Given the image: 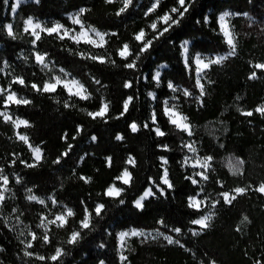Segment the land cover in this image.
<instances>
[{"label":"snow or ice","instance_id":"1","mask_svg":"<svg viewBox=\"0 0 264 264\" xmlns=\"http://www.w3.org/2000/svg\"><path fill=\"white\" fill-rule=\"evenodd\" d=\"M103 2L113 5L115 0ZM32 3L40 6L41 0H32ZM197 3L199 0H171V4L166 6L164 0H147L146 4H140L138 0H120L112 12L93 20L88 14L93 11L95 4L82 0L73 11L65 13L70 26L61 19L42 23L33 14H26V18H21L20 27L28 36L32 49L31 56H25L24 61L31 59L33 66L47 70L49 75L42 82H38L35 79L26 81L23 75L12 74L7 85L0 86V118L16 130V141L25 146L21 152L27 153V156H23L20 152L13 151L4 163H0V221L2 227L12 233L20 230L16 237L17 250L11 259L2 255L7 249L0 244V264H70V261L71 264H85L83 260L76 261L73 258V250L81 246L86 237L97 231L101 237L112 235L110 229L115 226L106 221L110 211L128 209L136 215H143L152 203L160 206L157 216L153 217L155 224L160 227L151 230L130 227L115 231V238L119 241L116 250L119 264H131V258L125 255L126 238L130 237L142 238L141 244L149 239L162 238L168 245H176L182 249L190 257V264H222L215 253L189 247L192 244L191 237L203 238L208 235L209 229L214 226L218 208L234 207L239 197H247L253 192L264 198V179L229 186L228 180L222 178L214 167L215 150L225 149L230 131L226 121L218 119L216 122L215 131L221 135L209 133L214 136V143H206L199 134V124H193L191 110L195 108L198 112L207 107L209 89L216 84V81L210 78L213 66L222 65L229 57L238 56V34L234 29L230 30L227 17L241 15L239 12L220 10L218 17L214 11L196 16L195 25L207 26L213 33L220 35L227 50L222 55L210 54L207 58L202 51H195L193 55L189 40L183 36L193 35L192 49H195L197 41L194 34L178 33L177 29L183 25ZM248 3L252 4V0H248ZM0 5L5 10L10 9L11 13L9 19L8 12L5 11V19L0 20V31L15 39L14 21L21 0H0ZM141 15L143 26H138L128 38L118 41V46L112 52H107V38L120 35L119 24L132 16ZM242 15L249 17V12L245 11ZM250 21L256 25L253 18L250 17ZM213 24L217 26L212 27ZM257 26L264 31V20L259 21ZM42 34L54 37L62 43L71 41L77 47L85 45L96 49L95 53H75L87 69L86 72L84 69L80 70L84 72L83 79L67 71L62 65L57 67L50 59L49 51L39 48L38 42L41 41ZM244 35L250 33L245 32ZM157 47L178 52L185 70L190 71L194 67V79H178L172 76L165 80L160 71L152 72L151 65L146 61ZM67 51L72 52L73 49L70 47ZM8 63L5 59L4 64ZM247 63L250 66L247 80H256L257 70L264 73V59H250ZM95 65L114 71L99 69L97 75L93 72ZM117 75L121 77V95L110 99L105 92L110 87V78ZM142 82L145 87L161 89L160 94L155 90H148L146 97L151 98V103L149 104L147 99L143 101L148 105L145 109L146 115L143 119H129L134 110L139 111L134 101L142 95ZM13 84L24 87L30 85L33 93L47 95L55 100L57 105H61L63 110H74L81 102L91 104V107H80L79 111L90 118L94 126L90 127L83 120H73L71 124L64 123L61 125L62 131L58 133V142L62 144L54 152L50 151L44 138L37 137L36 141H33L28 133L19 130L21 126L34 127V122L21 115H14L10 107L30 106L33 100L18 96ZM58 90L64 93L63 99L57 95ZM168 91L172 95H168ZM240 100L241 96L236 95L235 111L241 118H245L249 125L253 124L251 118L255 116L264 121V99L247 107L241 105ZM185 104L188 105V111L184 110ZM223 111L227 112L228 108L225 107ZM122 118L125 127L118 130L111 122ZM161 120L164 121L163 125ZM169 127L174 135L166 131ZM69 128L72 129L71 135ZM145 131L151 138L149 156L153 158L152 168L145 173L137 188L135 171L140 165L137 156L133 154L136 149L127 145V139L129 135L139 137ZM116 148L126 153V157H121L122 166L100 186L99 191H95L91 188L95 174L78 172L77 165L99 159L102 167L112 169ZM77 149L80 151L77 152ZM98 152L102 154V158L98 157ZM173 164L180 170L181 179L184 181L181 185H177L172 179ZM245 165L246 160L242 156L227 161L229 172L237 177L245 174ZM21 167V171L15 170ZM65 170L70 177L75 176L83 185L89 186L87 194L79 197L76 204L65 202L66 187L57 178V173ZM44 173H47L45 179H31L37 174L43 176ZM209 184L213 186L211 189ZM13 187L23 189L24 200L40 206L34 222L26 225L21 219L25 216V209L15 203L9 204V199L15 200L17 196L12 190ZM42 190L44 194L38 195ZM178 196L182 198V203L188 210L187 222H169L163 211V205H171ZM4 209H8L7 214ZM101 221H105L108 226L101 227ZM251 223L249 215H242V219L234 224L235 233L243 237L245 232L242 226ZM161 227L165 230L162 231ZM56 229L65 231L62 244L54 243L51 236ZM257 236L260 237L261 248L250 250L246 245L242 254L244 257L251 255V264H264V235L257 233ZM106 246L103 239L97 244L98 249ZM94 264H109V260L106 255H100L94 260Z\"/></svg>","mask_w":264,"mask_h":264},{"label":"trees","instance_id":"2","mask_svg":"<svg viewBox=\"0 0 264 264\" xmlns=\"http://www.w3.org/2000/svg\"><path fill=\"white\" fill-rule=\"evenodd\" d=\"M81 2L82 0H41L40 6H35L32 0L21 2L14 21L16 38L7 37L6 32L0 31V86H6L12 74L23 75L26 81L35 79L38 82H42L49 75L47 70H41L39 66H33L34 62L31 59L28 62L24 61L25 56H31L32 49L28 42V36L23 33L20 27L21 18H26V14H33L35 17L46 21L61 19L63 23L70 26V21L66 19L65 13L73 11L74 7L80 5ZM88 2L95 4L93 11L88 14L95 20L103 14L112 12L119 5L120 0H115L113 5H106L103 0H88ZM138 3L146 4L147 0H138ZM164 3L168 6L171 4V0H164ZM226 9L241 13V15L232 16L230 19L232 28L238 34V56L229 57L222 65L213 66L210 78L214 79L216 84L209 89L207 107L198 112L193 108L191 110V118L194 125L199 124V134L206 143L210 141L214 143V136H210L209 133L221 135L215 131L217 120L224 119L226 121L230 131L225 149L215 150L216 160L214 167L222 178L228 180L229 186H233L236 183L243 184L250 180L258 181L264 179V121L259 116H255L251 118L253 119V124L249 125L247 120L241 118L235 111L236 95L241 96L239 103L245 107L253 106L260 99H264V73L257 70L258 78L256 80L249 81L246 78L247 72L250 70L247 61L250 59H264V31L257 26L259 21L264 20V0H252V4H249L248 0H199V3L196 4V7L189 14L183 25L177 29V32L194 34V38L197 41L195 49H192L193 35L183 36L184 39L189 40V48L193 55L195 51L210 54L224 52L227 48L222 42L220 35L213 33L207 26L195 25L194 20L196 16L209 11H214L215 16L218 17L219 11ZM5 11L8 12V18H11L10 9L5 10L0 5V20L5 19ZM245 11L249 12V17L242 15ZM250 17L256 21V25L250 21ZM143 22L144 20L141 15L139 17L132 16L124 20L123 23H120V35L118 37L107 38L109 43L106 45V51L112 52L118 46V41L128 38L134 29H137L138 26H143ZM216 26V24L212 25V27ZM245 32H249L250 35H244ZM38 46L41 50L49 51L50 59L55 62L57 67L62 65L67 71L82 79L87 69L84 68V63L81 62L80 57L75 53L79 51L96 52V49L85 45L77 47L71 41L62 43L46 34H42V39L38 42ZM178 46L179 42H177ZM70 47L73 49L72 52L67 51ZM5 59L9 62L7 65L4 64ZM87 63L91 64V62ZM146 63L151 65L152 72L157 71L164 65L160 72L165 80L172 76H176L178 79L181 77L183 79H194L195 76L194 67L190 71L184 69L182 57L179 56L178 52L169 51L162 47H157ZM81 69H84V72L80 71ZM99 69L114 71L104 66L95 65L93 72L99 75ZM110 80L111 84L105 95L110 99L113 96L119 97L121 95L119 84L121 77L117 75L111 77ZM181 86H183L182 82ZM13 89L19 95L33 100V104L30 106L12 105L10 107V111L14 115H21L34 122V127L25 128L23 126L20 128V131L28 133L33 141H36L37 137L44 138L50 151L54 152L61 146L62 142H58V133L62 131L61 125L64 123L71 124L73 120L76 122L83 120L90 127L94 126V122L79 111L80 107H91V104L86 105L81 102L74 110H63L61 105H57L56 101L47 95L33 93L30 85L24 87L13 84ZM148 90H155L158 92V95L161 91V89L145 87L142 82L140 88L142 95L134 101L139 111L134 110L129 119H143L146 115L145 109L148 105L143 101L147 99L149 104L151 103V98L146 97ZM57 95L61 99L64 98V93L60 90H58ZM168 95H172L170 91H168ZM160 98L162 99V96ZM225 107L228 108L227 112L223 111ZM57 109L61 110L58 111ZM184 110H189L187 104L184 105ZM111 123L118 130H122L125 127L123 118ZM163 123L164 121L161 120L162 125ZM15 131L10 124L0 118V163H4L13 151L27 156L26 152H21V149L25 146L16 141ZM71 131L72 129L69 128L70 135ZM166 131L174 135L170 127ZM150 139L146 131L139 137L129 135L127 139V145L135 147L136 151L133 154L137 156L138 164L140 165L135 171V185L137 188L143 180L145 173L152 168L153 158L149 156L151 150ZM79 151L80 149H77V152ZM97 155L99 158H102L101 153L98 152ZM122 156L126 157V153L116 148L112 169H107L106 166L102 167L99 159H96L77 165V170L78 172L83 171L86 174H95V181L91 185V188L99 191L100 186L105 181H108L112 175L116 174L119 167L122 166ZM236 156H242L246 160L245 174L239 177L232 175L227 167L228 159L234 160ZM97 169L99 170L98 172L96 171ZM15 170L21 171L22 167ZM152 170L154 171V169ZM171 172L172 179L177 185L184 183L181 179L180 170L175 164L171 166ZM46 176L47 173H44L43 176L37 174V176L31 177V179L40 181L45 179ZM57 178L59 182L65 184V202H69L70 205L76 204L78 198L85 196L89 190V186L83 185L75 176L70 177L67 170L57 173ZM208 187L211 189L213 186L209 184ZM216 187L218 188V186ZM12 190L17 193V196L15 200L9 199V204L15 203L17 206L25 209V216L21 217V219L24 220L26 225L34 222L36 211L40 206L24 200L23 196L25 194L23 193V189L13 187ZM37 194L43 195L44 190ZM159 208L160 206L156 203L149 204L147 211L143 215H136L128 209L110 211L109 216L106 217V221L111 222L115 226L114 229H110L112 235L101 237L99 231L90 234L85 238L81 246L73 250V258L76 261L83 260L85 264H94V260L98 256L106 255L109 264H119L116 255L119 241L115 238V231L125 230L130 227H140L147 230L160 227L155 224L153 219V217L157 216ZM163 211L166 213L169 222H187L188 217L186 213L188 210L179 196L171 205L164 204ZM4 212L7 214L8 209H4ZM244 214L249 215L252 223L242 226L244 227L245 235L241 237L235 233L234 224L239 222ZM9 219H11V216H9ZM214 220V226L209 229L208 235L203 238L191 237L192 244L189 247H193L194 249L198 247L201 251L208 250L210 253H215L222 264H251V255L244 257L242 250L245 249L246 245L250 250L261 248L260 237L257 236V233L264 235V198L259 197L255 192L247 197H239L234 207L218 208L217 217ZM100 223L101 227L108 226L105 221H101ZM161 230L165 229L161 227ZM19 231L18 229L16 233H12L4 229L2 221H0V244H3L7 249L2 255L8 256L10 259L14 256L17 250L16 237L19 235ZM65 235V231L59 229L53 230L51 233L56 244H62ZM178 238L189 239V237ZM101 239L106 242L107 246L106 248L98 249L97 244L100 243ZM141 239L140 237H130L127 241L125 255L131 258V264H190V257L178 246L168 245L162 238H157L156 240L149 239L146 243L141 244ZM85 253H87L86 256Z\"/></svg>","mask_w":264,"mask_h":264},{"label":"rangeland","instance_id":"3","mask_svg":"<svg viewBox=\"0 0 264 264\" xmlns=\"http://www.w3.org/2000/svg\"><path fill=\"white\" fill-rule=\"evenodd\" d=\"M24 0H21V2H23ZM226 10H228V11H232V10H229V9H226ZM231 17L232 16H229V17H227V19H228V21H229V25H230V30H232L233 28H232V26H231V23H230V19H231ZM40 21L43 23V22H46V20H41L40 19ZM224 52H221V53H211V55H215V54H223ZM203 55H204V57L205 58H207L209 55H210V53H203ZM164 65H162L159 69H158V71H160L161 70V68L163 67ZM18 94V93H17ZM18 96H22V95H19L18 94ZM22 97H24V96H22ZM21 127H23V126H21ZM20 130V129H19ZM51 207V206H50ZM149 230H151V229H149ZM128 239L129 238H126V244H127V241H128ZM126 249V248H125Z\"/></svg>","mask_w":264,"mask_h":264}]
</instances>
